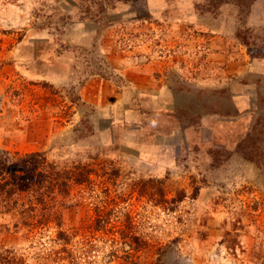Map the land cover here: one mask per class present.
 I'll use <instances>...</instances> for the list:
<instances>
[{"label": "rangeland", "instance_id": "obj_1", "mask_svg": "<svg viewBox=\"0 0 264 264\" xmlns=\"http://www.w3.org/2000/svg\"><path fill=\"white\" fill-rule=\"evenodd\" d=\"M0 157V264H264V0H0Z\"/></svg>", "mask_w": 264, "mask_h": 264}, {"label": "trees", "instance_id": "obj_2", "mask_svg": "<svg viewBox=\"0 0 264 264\" xmlns=\"http://www.w3.org/2000/svg\"><path fill=\"white\" fill-rule=\"evenodd\" d=\"M28 158L30 159H40L42 158V153H31L29 155H27ZM0 157V178L2 177V175L6 172L7 169V160L6 158ZM50 166V171H53L54 166L49 165ZM84 170V169H83ZM54 175H58V171L57 172H53ZM79 180V179H77ZM9 185V183H0V193L4 190V189H9L8 190V194L12 192V187H7ZM57 187L58 190H60L61 192L66 191L67 185L65 181H61L60 183H57Z\"/></svg>", "mask_w": 264, "mask_h": 264}]
</instances>
